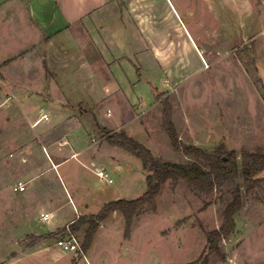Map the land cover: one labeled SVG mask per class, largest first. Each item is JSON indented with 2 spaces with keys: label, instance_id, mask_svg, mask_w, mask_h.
Here are the masks:
<instances>
[{
  "label": "rangeland",
  "instance_id": "374dc122",
  "mask_svg": "<svg viewBox=\"0 0 264 264\" xmlns=\"http://www.w3.org/2000/svg\"><path fill=\"white\" fill-rule=\"evenodd\" d=\"M116 1L115 14L105 15L110 30L102 41L120 66L117 83L86 34L72 31L74 38L57 43L51 56L44 57L43 40L29 50L35 55L25 66L26 87L0 86V264H190L202 255L208 256L205 264H264V183L243 194L235 230L221 239L219 251H207V233L220 227L241 178L208 195L167 181L156 210L146 207L133 217L128 239L122 215L114 212L83 255L65 253L56 242L73 237L80 249L86 227L54 238L34 233L69 212L72 174L87 215L116 197L136 199L146 190L141 161L108 145L90 168L79 165L84 157L70 158V146L58 148L67 158L52 168L48 146L63 141V134L76 148L98 147L103 139L95 125L119 118L120 129L156 159L190 161L172 150L161 129L159 94L169 98L183 144L264 152V0ZM108 155L121 166H103L112 183L96 171L99 164H116ZM32 176L24 192L13 191L16 181ZM43 210L54 217L42 222Z\"/></svg>",
  "mask_w": 264,
  "mask_h": 264
},
{
  "label": "crops",
  "instance_id": "0c3cea01",
  "mask_svg": "<svg viewBox=\"0 0 264 264\" xmlns=\"http://www.w3.org/2000/svg\"><path fill=\"white\" fill-rule=\"evenodd\" d=\"M117 7L118 2L116 0H0V75L2 78V81L0 80L1 88L14 90L26 87L27 82L24 77L25 66L30 62V57L32 58L35 55L32 52L30 53L29 50L33 48L35 49V45L43 40L44 44H47L48 52V55H44V57L49 55L51 56L56 49L57 43L74 38V36L71 35L72 31H77V34H80L82 32L86 34L87 40L90 41V43L99 50L102 65L105 66L106 64H109L106 69L117 83V72L120 66L119 64L113 63L114 54L111 53L108 49L106 50L105 44L103 42L106 40L104 37H102L104 30L108 28V26L105 24L106 19L108 18H105V15H114L115 9ZM99 15L101 17H99ZM93 16H96L95 20L91 21ZM94 24L96 27H94ZM94 39H96V41H94ZM98 40L99 44L97 43ZM106 46L108 47L107 44ZM44 57L42 58L43 61ZM39 63L41 62L37 61L38 65ZM115 68L116 71L114 72ZM17 96H19L18 93L12 92L11 97L18 99ZM104 115L105 114H102L103 119L105 117ZM118 119L119 118H116L115 120L113 119L110 125L103 124L101 125V127L111 132L122 131L120 129L121 125H119V123L117 122ZM59 136L60 135H58V137ZM61 137L63 141H60L56 144L51 140L52 134L50 135L51 141L48 148H51L49 152L53 157L51 158L53 159V162L51 163L52 168H58V166L62 163L61 161L67 158V156H65L60 150H58V148H62L63 146H70V158L84 157V161H81L82 164H79L83 168L85 166L89 168L97 167L95 162L100 160L101 153L108 149V147L106 146L108 144L104 141L103 138L102 143L98 147L94 145L89 146L87 144L82 145L80 148H76V145H74V143L65 139L64 134ZM55 140H57V136H55ZM22 152L23 151H21L20 154H23ZM123 153L127 152L123 151ZM107 158L112 162H115L117 160L115 157L110 155H108ZM99 166L101 167L100 169L98 168L96 170L97 172L105 170L103 166H114L115 169L121 170V166L118 163L99 164ZM35 178V176H32L25 182L22 179H19L15 183L22 182L28 185V183H30ZM68 181L69 184L72 185V195L68 200L69 206H67L69 212L64 216L61 215L60 217L54 218V221L56 219L60 221L59 224L57 223V221H55L52 223V225H48L49 227H47L46 230H36L37 232H34L35 234L45 236L46 234L54 233L60 229L67 227L79 216L87 215V213H84L83 211L86 212L88 210V204L85 202L82 196V192H80L79 189L74 186L75 177H73V174L68 177ZM26 184L25 189L27 187ZM114 200H118L117 197ZM41 214H48L47 219L41 220ZM54 215L55 214L49 211L43 210L39 214L38 218H40L42 222H47L50 218H53Z\"/></svg>",
  "mask_w": 264,
  "mask_h": 264
},
{
  "label": "trees",
  "instance_id": "16d2710c",
  "mask_svg": "<svg viewBox=\"0 0 264 264\" xmlns=\"http://www.w3.org/2000/svg\"><path fill=\"white\" fill-rule=\"evenodd\" d=\"M158 98L162 106L161 129L165 132L172 150L190 161L186 164H176L156 159L150 150L124 131L111 132L96 124L97 131L108 145L119 148L141 161L142 168L147 173L146 190L136 199L110 201L96 214L79 216L67 227L49 234V238H54L58 234L75 235L86 227L83 230V240L79 249L83 255L92 246L100 225L114 212L122 215L125 224L124 237L128 239L133 217L146 207L152 211L156 210V199L161 186L167 181L173 185L182 181L190 189L208 195L221 188L225 182L241 178L242 187L236 186L232 190L231 201L222 212L220 227L207 233L209 253L218 252L221 239L227 238L234 232L236 226L234 218L243 207V194H250L264 183V178L260 177L264 174V152L258 149L254 152L242 151L237 154L234 150H227L224 144L218 145L213 151H206L193 145L183 144L172 121L173 108L169 98L163 97L162 94H159ZM207 257L202 255L199 260L190 264H205Z\"/></svg>",
  "mask_w": 264,
  "mask_h": 264
},
{
  "label": "built area",
  "instance_id": "2783aa9c",
  "mask_svg": "<svg viewBox=\"0 0 264 264\" xmlns=\"http://www.w3.org/2000/svg\"><path fill=\"white\" fill-rule=\"evenodd\" d=\"M97 175L101 179L107 180L108 183H112V180L108 178V174L106 172L100 171L97 172ZM13 191L16 193H22L25 191V184L22 182H17L14 187ZM48 214H41L40 218L41 220L47 219ZM56 246L60 248L65 253H77L79 251V246L76 240L73 237H70L68 239H60L58 242H56Z\"/></svg>",
  "mask_w": 264,
  "mask_h": 264
},
{
  "label": "water",
  "instance_id": "95a60500",
  "mask_svg": "<svg viewBox=\"0 0 264 264\" xmlns=\"http://www.w3.org/2000/svg\"><path fill=\"white\" fill-rule=\"evenodd\" d=\"M207 251H209V246H208V250Z\"/></svg>",
  "mask_w": 264,
  "mask_h": 264
}]
</instances>
